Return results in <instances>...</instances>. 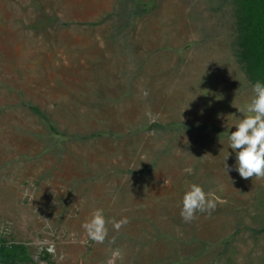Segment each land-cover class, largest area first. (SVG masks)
Instances as JSON below:
<instances>
[{
    "label": "rangeland",
    "instance_id": "obj_1",
    "mask_svg": "<svg viewBox=\"0 0 264 264\" xmlns=\"http://www.w3.org/2000/svg\"><path fill=\"white\" fill-rule=\"evenodd\" d=\"M236 41L218 0H0V264H264V179L225 167ZM188 183L224 202L185 222ZM97 208L129 220L103 243Z\"/></svg>",
    "mask_w": 264,
    "mask_h": 264
},
{
    "label": "clouds",
    "instance_id": "obj_2",
    "mask_svg": "<svg viewBox=\"0 0 264 264\" xmlns=\"http://www.w3.org/2000/svg\"><path fill=\"white\" fill-rule=\"evenodd\" d=\"M252 92L250 100L244 106L237 107L242 118L233 125L236 130L231 131L228 137L229 148L236 152V167L229 169L227 164L225 165L227 173L235 170L245 180L253 177L264 179V82L257 80L252 85ZM166 183L168 184L169 181ZM223 202L216 191H205L202 185L188 183V190L183 197L181 216L185 222H191L196 218L197 213H210ZM128 222L127 217L119 221L115 219L110 221L105 217L104 210L97 208L82 227L91 240L103 243L108 237L109 223L119 231ZM122 259L123 251L114 249L105 264H116L117 260Z\"/></svg>",
    "mask_w": 264,
    "mask_h": 264
},
{
    "label": "trees",
    "instance_id": "obj_3",
    "mask_svg": "<svg viewBox=\"0 0 264 264\" xmlns=\"http://www.w3.org/2000/svg\"><path fill=\"white\" fill-rule=\"evenodd\" d=\"M220 8L230 7L232 15L235 19V31L237 41L233 48L235 57L241 65L248 82L253 85L257 80L264 82V0H218ZM146 7L142 9L136 6L125 11V18H137V15L146 11ZM124 28V26H122ZM37 114L41 111L32 107ZM173 127V126H172ZM171 125L153 124L150 130H166L167 128L174 130ZM52 129H55L51 126ZM193 129L211 130L209 126H186V131ZM230 133L227 134L229 137ZM151 170V168H150ZM149 171V170H148ZM264 232V228L263 231ZM4 255V248L2 249ZM23 259L30 264H36L33 259L24 252Z\"/></svg>",
    "mask_w": 264,
    "mask_h": 264
}]
</instances>
